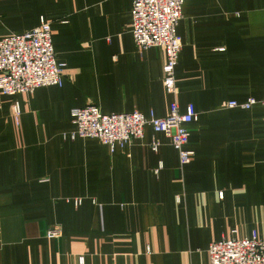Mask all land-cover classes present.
<instances>
[{
	"label": "crops",
	"instance_id": "obj_1",
	"mask_svg": "<svg viewBox=\"0 0 264 264\" xmlns=\"http://www.w3.org/2000/svg\"><path fill=\"white\" fill-rule=\"evenodd\" d=\"M132 2L0 1V40L44 17L66 64L62 87L0 93V264H210L214 242L253 231L264 239V106L225 108L264 99V0L184 5L176 100L199 114L188 126L190 164L182 168L150 127L113 151L70 139L76 108L170 114L166 52L137 51ZM74 198L83 204L67 202ZM55 226L62 236L47 238Z\"/></svg>",
	"mask_w": 264,
	"mask_h": 264
},
{
	"label": "built area",
	"instance_id": "obj_2",
	"mask_svg": "<svg viewBox=\"0 0 264 264\" xmlns=\"http://www.w3.org/2000/svg\"><path fill=\"white\" fill-rule=\"evenodd\" d=\"M2 1V0H0ZM189 0H133L132 36L137 51L149 48H163L166 52V64L163 67V85L168 95L173 97L170 114L166 118H157L134 111L122 114H103L95 105L76 108L71 111L75 130L70 139L96 138L112 151L116 146L132 145L144 138L147 127L155 133L164 134L170 145L178 152L180 166L190 164L195 152L188 150L190 131L188 126L199 119L195 107L190 104L181 112L176 100V68L182 50V40L177 26L183 18V8ZM66 64L59 62L53 46L51 22L40 18V24L24 34H13L0 40V93L4 96L32 94L43 87H62ZM256 105L264 106L263 100L250 98L244 103L228 102L225 108L250 110ZM17 103L15 114L20 116ZM66 137V134H64ZM160 143L154 141L150 148L158 152ZM160 168L155 170L158 175ZM74 206L83 204L82 198L67 199ZM60 227L55 226L47 232V238L59 239ZM210 264H264V239L257 231L251 236L238 239H223L210 244L208 249Z\"/></svg>",
	"mask_w": 264,
	"mask_h": 264
}]
</instances>
